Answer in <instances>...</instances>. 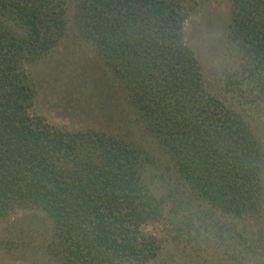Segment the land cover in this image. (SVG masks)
<instances>
[{
	"label": "trees",
	"instance_id": "obj_1",
	"mask_svg": "<svg viewBox=\"0 0 264 264\" xmlns=\"http://www.w3.org/2000/svg\"><path fill=\"white\" fill-rule=\"evenodd\" d=\"M211 1L0 0V223L42 213L54 264H264V0H227L214 86L186 31ZM39 82L107 131L48 123Z\"/></svg>",
	"mask_w": 264,
	"mask_h": 264
},
{
	"label": "rangeland",
	"instance_id": "obj_2",
	"mask_svg": "<svg viewBox=\"0 0 264 264\" xmlns=\"http://www.w3.org/2000/svg\"><path fill=\"white\" fill-rule=\"evenodd\" d=\"M230 8L227 0H212L207 6H204L188 21L187 28V44L193 47L202 62L204 72L210 74V86L218 83L219 78L223 76L227 68L235 63L234 48L230 44L229 39L225 37L228 31L227 25L230 24ZM91 55L92 59L90 68L98 63L95 55L84 48H79L81 53ZM69 59V57H68ZM47 64H45L46 66ZM44 66V65H41ZM40 65L32 67L33 75L40 70ZM38 92L42 95L36 105L37 112L44 116L46 121L54 126L76 129H107L96 117L88 115L87 102L82 101L69 109L70 104L66 105L64 90L58 86H54L51 90L49 85H44V82H39L37 85ZM49 92V93H48ZM46 98L49 105L46 107ZM54 102V106L52 103ZM57 102L58 107L55 108ZM61 102V103H60ZM64 102V103H63ZM41 104V105H40ZM252 125L259 132V136L264 139V108H258L256 113L251 117ZM151 147V146H150ZM155 174V173H154ZM157 183L156 180L153 181ZM160 184V183H159ZM158 184V187H160ZM154 186V185H153ZM31 214V213H30ZM35 219L32 223V230L26 226L22 237L20 234L15 235V231L11 230L9 222L0 223V264H54L51 257L47 253V247L53 242V232L50 222L40 212H32ZM15 217V216H14ZM14 217H9L13 220ZM161 226L149 227L148 231L156 236L162 233ZM165 254L176 255L182 264H196L190 257L191 252L187 250L174 248L173 246H165ZM186 257H184V256ZM178 260V261H179Z\"/></svg>",
	"mask_w": 264,
	"mask_h": 264
}]
</instances>
